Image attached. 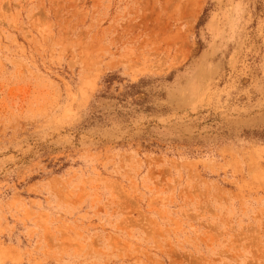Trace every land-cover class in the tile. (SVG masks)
I'll return each mask as SVG.
<instances>
[{
    "label": "rangeland",
    "instance_id": "374dc122",
    "mask_svg": "<svg viewBox=\"0 0 264 264\" xmlns=\"http://www.w3.org/2000/svg\"><path fill=\"white\" fill-rule=\"evenodd\" d=\"M0 264H264V0H0Z\"/></svg>",
    "mask_w": 264,
    "mask_h": 264
}]
</instances>
